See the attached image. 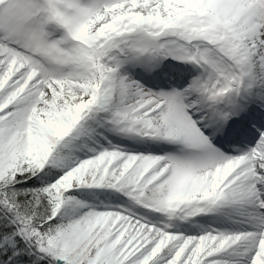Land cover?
<instances>
[{"label":"snow or ice","instance_id":"6c2138e0","mask_svg":"<svg viewBox=\"0 0 264 264\" xmlns=\"http://www.w3.org/2000/svg\"><path fill=\"white\" fill-rule=\"evenodd\" d=\"M0 264H264V0H0Z\"/></svg>","mask_w":264,"mask_h":264}]
</instances>
